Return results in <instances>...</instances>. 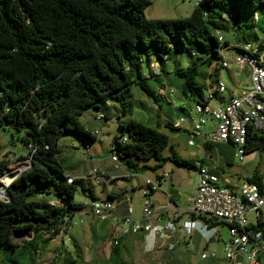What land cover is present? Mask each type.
Wrapping results in <instances>:
<instances>
[{"label": "trees", "instance_id": "trees-1", "mask_svg": "<svg viewBox=\"0 0 264 264\" xmlns=\"http://www.w3.org/2000/svg\"><path fill=\"white\" fill-rule=\"evenodd\" d=\"M149 6V0H0V131L20 141L27 156L19 159L31 163L5 186L9 199H0V262L5 255L12 262L20 250L35 251L39 242L56 238L63 217L83 211V205L74 203L78 188L90 201L97 200L82 178L68 183L71 177L57 162L60 139L77 136L83 146L94 142L95 137L81 123L84 113L98 112L106 121L110 102L125 112L133 85L157 104L164 97L144 88L142 70L157 78L168 76L169 66L181 79L183 105L205 102L217 78L214 85H206L208 75L201 68L212 59L220 60L216 32L224 38L225 33L239 30L248 11L251 23L264 34V0H200L188 17L167 20L147 19L144 12ZM235 40L236 44L247 42L243 34ZM223 43L229 45L225 38ZM180 53L192 60L186 69L175 63ZM151 63L159 71L155 77L149 71ZM183 105L179 109L185 114ZM162 126L180 130L172 123ZM118 127L113 151L124 159L128 171H155L166 162L194 168L191 161L163 154L168 138L159 124L152 128L130 119ZM252 140L246 154L264 151V138ZM151 160L154 166H140ZM9 163L0 161V178ZM246 181L259 185L261 176ZM190 219L208 228L219 222L193 214ZM30 232L31 239L20 238L21 245L15 243L17 235L29 236ZM120 249L119 240L111 245V260L126 264Z\"/></svg>", "mask_w": 264, "mask_h": 264}, {"label": "rangeland", "instance_id": "rangeland-1", "mask_svg": "<svg viewBox=\"0 0 264 264\" xmlns=\"http://www.w3.org/2000/svg\"><path fill=\"white\" fill-rule=\"evenodd\" d=\"M199 1L200 0H149L150 6L147 7L144 12L145 17L147 19L162 20L185 18L191 14L193 8ZM251 17L252 13L246 11L243 17L242 27L239 30L236 29L233 32L224 34V38L229 46H235V37L242 34L245 36V40L251 43L256 42L253 40L254 36H257L258 40L261 39L264 41V34H262L260 29L251 23ZM226 53L228 58H231L234 55L231 51H227ZM175 61L176 64L177 62L179 63V66L182 69H186L192 63V60L184 53L178 54ZM172 69L173 67L169 66L167 68L169 75L166 76L160 74L157 78L149 77L147 71L143 69L142 72L146 79V81L143 82L145 89L150 92H157L161 85H165L166 91H172L173 94L168 99L160 100L155 104L152 98H150L140 86L133 85L127 98L128 105L125 108L124 114L121 109L118 114L113 113V108H111L112 115L108 116L107 122L95 121L97 124L93 127V130H97L98 134L95 136L94 142L89 143V151H83L82 142L77 136L64 137L58 141L56 147L57 162L61 165L63 171L68 174H80V178L83 179L85 186L92 189L98 199H102L104 195L113 188V184L105 182V179L103 180V183H97L93 180L86 179V177L93 169L99 171L103 170L106 173H109L110 167L113 164L110 160L111 155H116L113 151V141L118 137L120 132L118 127L119 120L128 121L133 119L152 128H155L156 124H159L160 132L165 134L168 138V146L163 152L165 156H171L174 154L179 158L191 162H193V159L200 157L199 160L202 163L203 160L201 157L207 160L209 159V156L206 157L205 150H203L200 145V139H197L192 147L187 145L190 139V136L187 133L189 132L188 122H184L180 130L177 132L171 131L162 126L163 123L173 124L177 119L184 116V113L179 109L183 105V101L178 100L180 97L179 85L181 79L173 73ZM201 71L208 75L206 85H214V78L218 79L221 77L226 83L228 89L234 91L235 94H240V89L245 88L249 81L247 70L239 74L237 68L233 64L229 69L222 70L220 69V60L218 59H212L210 64L201 68ZM224 95L229 97V92L226 91ZM212 104H214V101ZM184 105L189 106L188 104ZM87 118L89 117H83V122L86 121ZM213 127L214 126L211 124L210 128ZM89 132L91 134L93 133L92 130H89ZM118 140L120 142L121 138ZM0 147V161L9 160L10 163L7 168L12 170V172H15L14 170L18 168H21L19 172L26 171L29 168V160L19 159V157L26 158L27 156V150L23 148L20 141H12L10 134L0 131ZM213 150L216 152L215 154L217 157L221 156V153L216 146L213 147ZM233 152L235 153V151ZM215 158L216 157H214V160ZM224 158H226V162L230 163L232 166V168L231 166H228V168L231 171L229 173L231 175L230 180L234 185H240L242 181L248 177L260 175L262 168H264V151H255L246 154L242 161L233 158L230 154ZM196 161H194L193 164ZM155 164L156 162L151 160L140 163V166L146 165L152 167ZM170 167L177 170L181 188L185 194L181 197L180 203H177L175 206L167 200L162 192V190L165 191L168 184L166 179H159L160 182L162 181L161 191L152 193L153 196L150 195L145 188V179L149 178L157 182L155 176H161L165 171H168L171 174ZM177 167L172 162H166L165 164H161L155 171L150 169H144L140 173L128 171V174L136 175L133 176L130 181H125L124 183V187L128 191H132L131 186H134V194L129 195L132 197V200L128 202V206L132 208V217L134 219L139 218L141 215L142 205L145 198H147L144 197L145 194L147 196L149 195L148 201L151 204L154 203V209L156 211L165 208L167 204L170 205V212L174 209H178L176 214L179 219L175 220L177 226H181L183 221L191 220L190 214L188 213L192 206V202L190 201L191 196L189 194L193 187L196 186L197 172L195 168ZM138 184L140 186H137ZM229 190L231 189L229 188ZM74 203L79 205L89 204L90 199L87 197V194H84L80 188H78L74 196ZM80 219L82 220V224L71 229L69 233L71 241L68 246L62 244V237H57L50 241L44 240L37 244L35 251L29 252L26 250H20L21 252L18 256H12V262H7L8 255H5L3 262L1 260L0 264H115L114 261L112 262L110 256L112 240L108 239L105 243H103L102 240L93 241L85 239L78 241L72 236L71 232L73 233L75 230L88 225L89 218L85 212L80 211L75 214L74 220L78 221ZM195 222L196 230L189 238L188 236L184 237L182 232L178 233L180 238H184L189 243L188 247L184 246L183 242H179L175 246L174 250L176 247L178 248L180 254L179 258L183 259L185 264H226L224 261L223 245L224 242L229 239V228L221 222H218L215 227L209 228L200 220H196ZM31 234L32 233L30 232L29 236H25V239H31ZM19 239L20 238H15L14 241L21 245ZM211 239L214 240L213 243L210 242ZM158 241L162 242L160 239ZM161 248L164 251H167L166 244ZM127 249L128 248L123 251L121 250L120 258L127 261L128 264H140L129 262V254L131 251L129 250L128 252L126 251ZM159 250L160 249H152L151 252L156 253ZM211 253L216 255L214 259H201L202 254L210 255ZM171 257L172 256L161 258L162 264L166 263L167 260L170 261Z\"/></svg>", "mask_w": 264, "mask_h": 264}, {"label": "built area", "instance_id": "built-area-1", "mask_svg": "<svg viewBox=\"0 0 264 264\" xmlns=\"http://www.w3.org/2000/svg\"><path fill=\"white\" fill-rule=\"evenodd\" d=\"M216 37L220 43L218 51L220 69L227 70L233 64L239 74L247 70L248 84L240 89V94H235L219 77L213 91L205 97V102L192 104L185 111L184 116L172 125L173 128L180 129L184 122H188L189 147H192L197 139L201 140L202 145L230 143L235 151L234 157L242 161L246 155L248 142L253 141L254 137L264 138V48H262L264 41L260 39L255 43L247 41L235 46H225L220 32H216ZM227 51H231L234 55L228 58ZM149 71L154 77L159 74L157 66L152 63ZM226 91L229 92V98L222 101ZM157 94L168 99L173 92H167L163 87L157 91ZM213 101L216 104H212ZM94 121L105 120L102 114H97ZM211 124L213 128H210ZM97 134L98 131L94 130L91 136L95 137ZM122 142H126V139ZM27 149L32 150V146L28 145ZM83 151H89V146H83ZM110 160L114 164V169L120 167L117 155H111ZM194 168L197 172V181L191 201L192 206L188 213L207 219L216 218L229 228V239L223 245L226 264H264V168L260 174L259 185L243 181L236 188V192L229 190L220 177L210 172L200 160L194 163ZM133 176L136 175L128 174L124 177L131 179ZM169 177L168 171L159 176L160 179ZM106 178L108 177L105 171L96 169L86 177L97 183ZM67 182L71 183L72 178H68ZM145 188L149 193L160 189L158 183L149 178L145 179ZM50 204L54 205V202L51 201ZM83 207V212L89 213L99 222L112 219L116 223L119 228L116 237L112 239L113 245L127 234H144L160 239L166 244V250L172 252L179 242H183L186 247L189 246L187 240L180 238L179 232L189 238L196 230V222L192 220L183 221L181 226H177L174 214L172 220L162 219L148 198H145L139 219L132 217L133 211L130 206L126 207L124 215L115 216L114 201L95 200L84 204ZM76 213L65 215L59 226L57 237L63 238L64 246L70 244L71 229L82 224L81 219L74 220ZM215 257L214 253L201 255V259Z\"/></svg>", "mask_w": 264, "mask_h": 264}, {"label": "crops", "instance_id": "crops-1", "mask_svg": "<svg viewBox=\"0 0 264 264\" xmlns=\"http://www.w3.org/2000/svg\"><path fill=\"white\" fill-rule=\"evenodd\" d=\"M163 87L166 88L165 85H161L159 89H163ZM228 98L229 97H226L224 95L222 97V101H225ZM178 100H181L180 97ZM214 104H216V102H214ZM183 106L186 109L190 108V106H185V105H183ZM106 108H107V111H106L107 116L112 115L111 108H113V113H117V114L120 110V107L116 103H112V102L107 103ZM97 114H98V112H94V111H89L87 113H84L80 118L81 123L88 130L94 131L93 127H95L97 123L93 120ZM123 114H124V112H123ZM85 116H88L89 118H87L86 121L83 122L82 119ZM123 121L124 120H119V122H123ZM106 122H107V120H106ZM176 132H177V130H176ZM200 145H201L202 149L205 150L206 157L209 156L208 160L201 157V159L203 160V164L209 169L210 172L219 176L221 181L223 182V184H225L228 188H230L231 190L236 192V188L239 185L232 184V181L230 180L231 175L229 174L231 171L228 168V166H231V164L227 163L226 158H224V157L228 156L229 154L232 155L233 158H235L234 152H233L234 148L229 144L209 145L210 147L208 149L205 148L206 145H202L201 143H200ZM215 146L218 148V151L221 153L220 157H217L215 154L216 152L213 150V147H215ZM214 157H216L215 160H214ZM199 159H200V157L195 158V159H193V162L196 160H199ZM231 168H232V166H231ZM169 169L171 171V174H170V177L168 179H166V181H168V184H167L165 191L162 190V192L166 196L167 200L175 206V205H177V203H180L181 197L185 194L181 188V184H180V180L178 178L177 170L173 169V167H170ZM68 175L71 178H80L81 177L80 174H68ZM127 175H128V170L125 168V166L123 164H121V166L118 169H114V164H112L110 167L109 173H107L108 178L105 179V182L113 184V188H111L110 191L108 193H106L102 199H98L97 196L94 194L93 190L90 189L92 191L94 197L97 200L104 201V200H107L108 197H114L113 200H109V201H114L116 203V208L114 210L115 216H122L125 214L126 207L128 206V202H130L132 200V197L129 195L134 194V191H133L134 186H131L132 191H128L124 187L125 181L127 182V181L131 180V179H126V177H124ZM249 178H251V177H248L243 181H246ZM155 179L158 182L160 178H159V176H155ZM101 182L103 183V181H101ZM158 183H159L160 189L157 191H161L162 181L161 182L159 181ZM137 186H140V185L138 184ZM194 190H195V186L193 187V189L191 190V192L189 194L191 196L190 201H192ZM152 193H154V192H152ZM152 193H149V194L153 196ZM144 197L148 198L149 195L147 196L144 194ZM152 206L154 207V203H152ZM169 209H170V205L167 204L165 206V208L158 210L160 217L164 220H172L173 219L172 216L174 214L175 220H178L179 219L178 215L175 214V212L177 213L178 209H174L172 212H170ZM86 215L89 218L88 225L84 226L82 228H79L78 230H75L73 233L71 232L72 236L76 240H78V241L85 240V239L86 240L87 239L93 240V241L102 240V242L105 243V241H108V239L112 240L116 237V234H117L119 227L116 225V223L112 219H108L105 222H99L95 217H93L89 213H86ZM139 218H137V219H139ZM158 240L159 239H155L152 236H147L144 234H137V235L127 234V235H125L119 239V242L121 245L120 253H121V250L123 251L126 248H128L126 251H128V252H129V250L131 251L129 254L130 255L129 262H131V263L162 264L161 258H163V257L167 258V257L172 256L170 261L167 260L166 263H163V264H185L183 259L179 258L180 254L178 252L177 247L171 253L164 251L161 248L164 246V243H162ZM213 242H214V240H213ZM152 249H157V250L160 249V250L157 251L156 253H153V252H151ZM123 261L126 264H128L127 261H125V260H123Z\"/></svg>", "mask_w": 264, "mask_h": 264}, {"label": "water", "instance_id": "water-1", "mask_svg": "<svg viewBox=\"0 0 264 264\" xmlns=\"http://www.w3.org/2000/svg\"><path fill=\"white\" fill-rule=\"evenodd\" d=\"M119 162H120V164H122V163H124V159H119ZM29 164H31L30 163V161H29ZM30 167V166H29ZM25 171V170H24ZM24 171H20V172H11L10 171V169L9 168H6V170H5V172H4V174H3V176H5V175H7L8 176V178H10V183L13 181V180H15L22 172H24ZM2 178V177H1ZM0 178V179H1ZM8 187V186H7ZM7 187H3L2 186V184H1V182H0V189H4V196H2V197H0L1 199H9V193L7 192ZM214 222H216L217 221V219L216 218H213L212 219ZM16 238H25V236H19V235H17L16 236ZM210 242L212 243L213 242V239H211L210 240Z\"/></svg>", "mask_w": 264, "mask_h": 264}, {"label": "bare ground", "instance_id": "bare-ground-1", "mask_svg": "<svg viewBox=\"0 0 264 264\" xmlns=\"http://www.w3.org/2000/svg\"><path fill=\"white\" fill-rule=\"evenodd\" d=\"M20 169H21V168H18V169H16V170H14L15 173H16V172H19ZM10 171L12 172V170H10ZM10 181H11V180H10V178H8L7 175L3 176V177L0 179V182H1V184H2L3 187L9 185V184H10ZM2 196H4V189H0V197H2Z\"/></svg>", "mask_w": 264, "mask_h": 264}]
</instances>
